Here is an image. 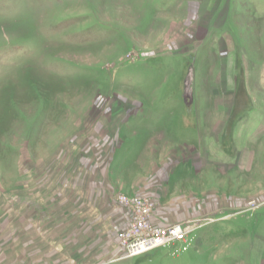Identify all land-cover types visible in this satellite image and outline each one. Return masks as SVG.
<instances>
[{
	"label": "rangeland",
	"instance_id": "1",
	"mask_svg": "<svg viewBox=\"0 0 264 264\" xmlns=\"http://www.w3.org/2000/svg\"><path fill=\"white\" fill-rule=\"evenodd\" d=\"M0 264H264V0H0Z\"/></svg>",
	"mask_w": 264,
	"mask_h": 264
},
{
	"label": "built area",
	"instance_id": "2",
	"mask_svg": "<svg viewBox=\"0 0 264 264\" xmlns=\"http://www.w3.org/2000/svg\"><path fill=\"white\" fill-rule=\"evenodd\" d=\"M118 202L130 209L132 217L128 229L121 234L126 257H135L174 241H185L191 228L176 225L167 230L153 227L149 222L153 205L146 197L119 195ZM186 247L183 248L185 250Z\"/></svg>",
	"mask_w": 264,
	"mask_h": 264
}]
</instances>
